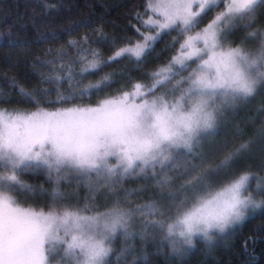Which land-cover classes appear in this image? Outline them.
<instances>
[{
	"label": "snow or ice",
	"instance_id": "obj_1",
	"mask_svg": "<svg viewBox=\"0 0 264 264\" xmlns=\"http://www.w3.org/2000/svg\"><path fill=\"white\" fill-rule=\"evenodd\" d=\"M28 6L33 38L0 33L31 55L0 70V264H187L257 219L260 264L264 0H135L111 31Z\"/></svg>",
	"mask_w": 264,
	"mask_h": 264
},
{
	"label": "trees",
	"instance_id": "obj_2",
	"mask_svg": "<svg viewBox=\"0 0 264 264\" xmlns=\"http://www.w3.org/2000/svg\"><path fill=\"white\" fill-rule=\"evenodd\" d=\"M31 0H0V33H7L8 26L14 25L12 32V39L17 41H24L34 37V33L29 29L27 35L20 25L28 21L31 9L28 6ZM135 0H63L65 10L61 17L50 24V27L57 28L61 25H66L71 21L83 19L85 16L92 14L94 18L99 20L103 18L104 23L109 25L108 30L111 31L113 22L119 23L121 18L132 7ZM7 37L0 41V70L9 62H23L29 55L28 46L8 47L6 43ZM43 45L42 47H47ZM163 45L158 46L159 48ZM40 49L35 45L31 46V52H38ZM11 75V73H9ZM87 83V81L85 82ZM65 87H67L65 85ZM11 106V105H10ZM259 164V154L253 158V166ZM259 219L246 224L242 229H239L235 236H229L223 239H216L215 246L211 250L202 241L197 242L193 254L187 257V264H241L243 256L240 253L241 242L250 238L255 234ZM232 243L234 247L226 248L225 245ZM264 243H257L256 252L260 264H264ZM161 257H152V264H157Z\"/></svg>",
	"mask_w": 264,
	"mask_h": 264
}]
</instances>
